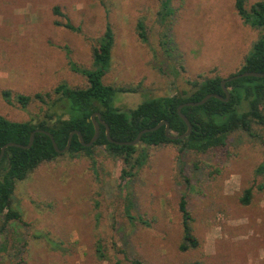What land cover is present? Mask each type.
<instances>
[{
  "label": "rangeland",
  "instance_id": "1",
  "mask_svg": "<svg viewBox=\"0 0 264 264\" xmlns=\"http://www.w3.org/2000/svg\"><path fill=\"white\" fill-rule=\"evenodd\" d=\"M172 5L174 14L161 22L160 0H0V114L18 121L42 116L47 105L33 100L24 108L16 95L51 90L61 81L86 85L70 61L92 67V49L107 25L115 40L103 80L137 88L114 94L121 108L191 90L188 80L241 68L261 29L244 22L236 0ZM57 6L64 15L55 12ZM57 21H70L76 29ZM232 140L230 156L180 152L173 144L150 147L129 183L133 220L125 214L129 191L120 185V164L104 152L97 156L99 171L85 156L40 165L17 183L12 200L22 219L8 225L0 264H131L133 258L150 264H264V175L255 173L264 144L246 136ZM249 187L251 202L244 204ZM183 195L202 243L187 251L179 248Z\"/></svg>",
  "mask_w": 264,
  "mask_h": 264
},
{
  "label": "trees",
  "instance_id": "2",
  "mask_svg": "<svg viewBox=\"0 0 264 264\" xmlns=\"http://www.w3.org/2000/svg\"><path fill=\"white\" fill-rule=\"evenodd\" d=\"M238 13L244 22L261 29L258 38L253 42L251 51L246 54L241 68L228 76L216 74L202 79L188 80L191 90H181L167 95L143 99L135 107L121 108L114 102V94L118 90L137 91V88L115 87L106 84L103 80L111 60L112 48L115 40L112 26L107 25L97 45L92 49V67H81L70 61L71 69L81 73L87 78L84 86H73L67 81H61L53 89L39 91L33 95L19 93L17 101L22 107H27L33 100L47 105L42 116L28 120H12L0 114V152L10 141L28 144L33 131L34 142L32 146H8L4 156L0 159V254L7 249L6 239L8 225L14 220H21V212L13 205V195L17 183L27 179L40 165L57 160L60 156L75 158L85 156L90 159L92 168L99 171L100 165L97 156L100 153L120 164V185L129 191V183L139 172L148 157L149 148L164 144H173L180 152L192 151L196 154L220 151L230 156L236 144L232 136H246L261 140L264 144V76H243L227 80L229 89L228 99L210 97L200 105H186L182 108L192 123L190 135L184 138H171L165 131V124L160 128L145 132L136 145L118 144L108 139L106 124L110 127L111 136L115 140L128 141L137 137L138 133L149 127L156 126L160 121L167 120L170 124V134H181L187 130L185 120L180 116L178 108L188 101H198L207 94L215 92L224 98L227 94L223 88V81L236 73L245 71L264 72V0L253 3L249 8L245 0H236ZM57 14L64 15L59 7H55ZM172 0H160L158 10L159 21L165 22L174 14ZM63 24L68 28L76 29L70 22ZM167 23V22H166ZM139 34L147 37L145 24L140 21ZM163 35V43L168 41ZM5 99L11 102V93L5 90ZM99 112L105 123L100 124V133L91 146H85L77 134L73 135L68 151L59 153L51 137L40 130L51 132L60 149L65 148L70 133L80 130L86 142L94 135L95 126L92 114ZM96 118L99 117L96 115ZM180 172L183 162L180 161ZM102 168V167H101ZM256 175H264V160L255 169ZM252 188L244 190L241 201L249 204L252 198ZM133 200L130 191L124 198L125 214L135 219L131 214ZM179 210L182 215L183 237L180 250L187 251L201 246V240L195 233V217L188 207L186 196L179 201ZM102 254V246L98 245ZM131 264H150L139 258L131 259ZM191 264H201L194 261Z\"/></svg>",
  "mask_w": 264,
  "mask_h": 264
},
{
  "label": "water",
  "instance_id": "3",
  "mask_svg": "<svg viewBox=\"0 0 264 264\" xmlns=\"http://www.w3.org/2000/svg\"><path fill=\"white\" fill-rule=\"evenodd\" d=\"M243 76H264V72H259V71H245V72H241V73H236L234 75H231L230 77H228L227 79H225L223 81V88L227 94V97L224 98L222 95H220L219 93H215V92H212V93H209L207 94L205 97H203L201 100H198V101H188V102H185L183 104H181L178 108V112L180 114V116L185 120L186 124H187V130L184 132V133H181V134H170V124L167 120H162L160 121L156 126L154 127H149V128H145L143 130H141L137 137L133 140H128V141H120V140H115L112 136H111V133H110V127L106 124V134H107V137L110 141L112 142H116L118 144H131V145H136L140 142V139H141V136L143 135V133L145 132H149V131H153V130H156L158 128H160L163 124H165V131L167 133V135L171 138H174V139H177V138H184V137H187L188 135H190V133L192 132V129H193V126H192V123L191 121L189 120V118L187 117V115L185 113H183L182 111V108L186 105H200V104H203L205 103L210 97H218V98H221V99H228L229 96H230V92H229V89L227 88L226 86V81L227 80H232V79H237V78H240V77H243ZM96 115L99 117V119L96 118ZM92 120H93V123H94V126H95V131H94V135L93 137L91 138L90 141L86 142L85 139H84V136L82 134V132L80 130H73L70 135H69V138H68V142H67V145L65 146V148L63 149H60L56 140H55V137L54 135L49 132V131H46V130H43V129H37V130H40V131H43L45 133H47L50 137H51V140L53 142V145L55 147V149L59 152V153H62V152H66L69 150L70 146H71V142H72V138H73V135L74 134H77L78 137H79V140L82 142L83 145L85 146H91L96 140L97 138L99 137V133H100V124L101 123H105L103 119H101V114L99 112H95L92 114ZM36 131H33L32 134H31V137H30V141L28 144H22V143H18V142H14V141H10L8 143H6L5 145H3L2 149H1V152H0V159L4 156L5 154V150L8 146H20V147H30L32 146L33 142H34V134H35Z\"/></svg>",
  "mask_w": 264,
  "mask_h": 264
}]
</instances>
